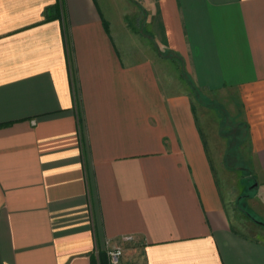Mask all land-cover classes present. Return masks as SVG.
Segmentation results:
<instances>
[{"label":"crops","instance_id":"obj_1","mask_svg":"<svg viewBox=\"0 0 264 264\" xmlns=\"http://www.w3.org/2000/svg\"><path fill=\"white\" fill-rule=\"evenodd\" d=\"M228 162L264 216V0H0V264H264Z\"/></svg>","mask_w":264,"mask_h":264},{"label":"rangeland","instance_id":"obj_2","mask_svg":"<svg viewBox=\"0 0 264 264\" xmlns=\"http://www.w3.org/2000/svg\"><path fill=\"white\" fill-rule=\"evenodd\" d=\"M134 26H136V24H134ZM139 28V27H138ZM141 30H143V27L141 28ZM142 32V31H141ZM180 85L181 84H185L183 76H182V72H180ZM185 88V87H184ZM182 88V89H184ZM187 89L188 91L191 93L192 97H193V101L196 105V107H198L196 109V111H198L199 109V113H198V117H199V121L201 123V127L203 130H205V134H207V121L209 119V117L214 114L215 112L214 110H217L216 112H218L220 114V117L222 118V116H225L224 113H227L226 111H228L229 113L234 115V111H235V106L233 104V102H231L228 98V94H221V93H206L200 90H195V92H191V87L187 85ZM214 110H212V109ZM201 110H207L205 116H203V113ZM207 116V117H206ZM209 116V117H208ZM228 117V116H225ZM219 120H221L220 118H218ZM227 125L230 124L229 118L225 121ZM225 124V123H224ZM225 124V125H226ZM224 125V127H225ZM213 137L209 134L208 136H206V139H212ZM227 170V178H228V197H229V201H228V205L230 207V209L233 210L232 215L235 213H237V215H233L234 218L236 216H238V214H241V217L243 219V222H248L249 224H253V220L250 218V215H247L245 212H250L251 215H253V217L255 219H259V221H264V216H262L261 214L259 215V213H256L255 210L253 211L250 210L249 208V201L244 197V196H248V194L251 192L253 195L256 189V185H257V181L255 180V178L251 177L249 174L251 172L250 168L245 167V166H232V164H229L228 162V167L225 168ZM216 173L217 176H220L222 174H224V170L222 168H216ZM256 183V184H255ZM221 187L225 190V186L224 183H221ZM243 198V199H242ZM247 200V201H246ZM243 212V213H240ZM237 219V218H236ZM235 219V220H236ZM241 222V221H240ZM259 230H264L263 228L259 229ZM248 231V230H246ZM259 236V235H258ZM103 256H101L102 258ZM100 258V261H102V259Z\"/></svg>","mask_w":264,"mask_h":264},{"label":"built area","instance_id":"obj_3","mask_svg":"<svg viewBox=\"0 0 264 264\" xmlns=\"http://www.w3.org/2000/svg\"><path fill=\"white\" fill-rule=\"evenodd\" d=\"M131 236H123L106 250L108 264H123L125 244L131 242Z\"/></svg>","mask_w":264,"mask_h":264},{"label":"trees","instance_id":"obj_4","mask_svg":"<svg viewBox=\"0 0 264 264\" xmlns=\"http://www.w3.org/2000/svg\"><path fill=\"white\" fill-rule=\"evenodd\" d=\"M52 9V8H51ZM251 217V215H250ZM252 218V217H251ZM102 259V258H101ZM100 264H106L105 261H100Z\"/></svg>","mask_w":264,"mask_h":264},{"label":"water","instance_id":"obj_5","mask_svg":"<svg viewBox=\"0 0 264 264\" xmlns=\"http://www.w3.org/2000/svg\"><path fill=\"white\" fill-rule=\"evenodd\" d=\"M256 184V183H255Z\"/></svg>","mask_w":264,"mask_h":264}]
</instances>
